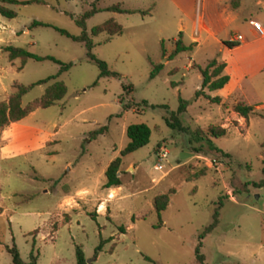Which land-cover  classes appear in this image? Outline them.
I'll list each match as a JSON object with an SVG mask.
<instances>
[{
    "label": "rangeland",
    "instance_id": "374dc122",
    "mask_svg": "<svg viewBox=\"0 0 264 264\" xmlns=\"http://www.w3.org/2000/svg\"><path fill=\"white\" fill-rule=\"evenodd\" d=\"M115 2L134 11L102 9ZM221 3L0 1L15 11L11 18L0 15V100L16 85L54 74L59 66L49 59H8L4 46L68 64L55 78L32 84L20 104L40 96L55 79L65 86L60 99L0 128V264H12L11 245L24 261L32 247L36 264H74L76 245L87 264H199L194 257L198 240L202 264H264V184L253 183L263 175L264 116L258 113L264 114V105L238 119L231 105L241 95L250 99L246 80L242 94L236 91L218 102L194 95L201 79L197 65L220 57L218 40L235 34L252 40L257 32L249 19L264 31V0H240L225 12ZM90 7L97 9L85 18L90 51L115 76L98 77L83 43L54 29L79 34L74 18ZM226 13L231 21L224 22ZM110 17L121 33L89 34L93 25ZM31 20L45 25L29 26ZM179 30L182 42L194 45L168 58ZM258 51L264 54V44L234 54L250 53L248 64L259 65L264 56L256 60ZM255 85L264 98V78L255 79ZM203 91L210 97L214 93ZM178 98L186 101L180 112ZM131 123L146 124L148 140L120 156V184L102 187L103 170L127 142L125 127ZM208 124L223 126L225 134L212 136ZM102 125V132L91 137ZM164 192L169 200L158 216L152 200ZM214 208L217 222L199 239ZM158 218L160 225H154Z\"/></svg>",
    "mask_w": 264,
    "mask_h": 264
},
{
    "label": "trees",
    "instance_id": "16d2710c",
    "mask_svg": "<svg viewBox=\"0 0 264 264\" xmlns=\"http://www.w3.org/2000/svg\"><path fill=\"white\" fill-rule=\"evenodd\" d=\"M0 1H5L8 3H26V2L43 3V0H0ZM236 1L237 0H232L231 2L232 4H235ZM102 9L109 11H117V12L134 11L133 9H126L121 7L118 2L107 5ZM96 10H97L96 8L90 7L89 9L83 11L78 17L74 18L75 23L79 27H81L79 34H71L67 32L65 29L60 27H54V29L61 34L68 36L72 40L80 41L83 43L86 50L85 51L86 56L92 61H94L98 67V73H97L98 77L107 76V75L115 76L116 72L108 69L105 62L99 58H96L90 51L92 43L88 33L85 31V18L90 16ZM0 15L7 18H11L15 16V11L5 5L0 4ZM39 24L45 25L39 20H31L29 26H34ZM101 31H105L108 35L119 34L121 33V26L119 23H117L115 20H113L110 17L98 24L93 25L90 28L89 34L94 35ZM180 36H181V30L177 32V38L174 41L173 48L169 52L168 58L172 57L174 54L178 53L179 51L191 49V47L194 45V41H191L187 44L183 43ZM221 42L227 47H231L237 44V42L228 39H223ZM4 50L6 51L8 59L19 57L21 62H24L26 58H33L36 60L49 59L53 62L58 63L59 66L54 74L48 75L44 78L37 79L36 81L28 85H24V84L16 85L15 89L8 94L6 100H0V128L7 125L9 122L19 120L20 118L25 116L28 112L33 110L35 107H46L54 103L56 100L60 99L65 93V86L61 80L55 79L51 83L45 86L40 96L34 98L33 100H30L24 105L20 104L21 95L25 93L32 84L44 83L48 79L55 78L61 71L67 69L68 67L67 63H63L53 56L37 55L20 46H14L8 44L4 46ZM160 65H161L160 63L156 64L153 67L152 71L158 69ZM223 66H224V62L218 61L215 57L209 58L203 67L197 65V69L200 73L201 79H200L199 87L194 91L195 96L202 94L203 96L209 98L211 101L214 102L219 101V96L214 95L210 97L207 93L203 91V89L206 90L216 89L221 87L227 81L228 78L227 74L222 72ZM178 101L179 102L176 111L180 112L184 110L186 101L182 98H178ZM231 109L240 116H242L244 119H246L249 115L258 113L256 112L257 110L251 104H248L242 100H236L235 102H233V104L231 105ZM258 115L264 116V114L261 113H258ZM104 128H105L104 125L96 128L95 130L90 132V136L92 137L96 133L102 132ZM207 130L209 134H211L212 136H219L225 134L224 127L218 124H208ZM125 134L127 136V142L119 150V154L114 158H112L107 163L106 167L103 170L104 181L102 182V187H114L120 184V179L118 175H116V171L118 169V165L120 161V156L128 152H131L136 148L145 144L148 140L149 128L144 123H131L126 125ZM262 160L264 162V152H263ZM203 173L204 172L201 171L198 173V175ZM262 173L263 175L260 178V180H258L257 182H253L256 186H260L264 184V165L262 167ZM168 200H169V195L167 192L154 195L152 204L158 216H159V211L166 206ZM211 216L212 218L210 223L205 225L201 230V232L198 234L199 239L204 235V233L208 232L211 228L215 226L217 222L216 208H214ZM160 223L161 220L158 218V221L154 225H160ZM102 241L103 240H100L98 244L94 247V252H93L94 256L96 255V252L100 250ZM33 242L34 241L32 240V245ZM200 244L201 242L200 240H198L196 245L194 246V257L199 264H202L203 255L199 251ZM7 251L10 254V259L12 264H36L37 252H33L32 247L28 253V259L26 261L20 258L17 249L14 245L7 247ZM145 258L150 260L147 256H145ZM74 264H87L85 262L83 252L79 245H76L74 249ZM152 264H158V263L152 261Z\"/></svg>",
    "mask_w": 264,
    "mask_h": 264
},
{
    "label": "crops",
    "instance_id": "0c3cea01",
    "mask_svg": "<svg viewBox=\"0 0 264 264\" xmlns=\"http://www.w3.org/2000/svg\"><path fill=\"white\" fill-rule=\"evenodd\" d=\"M222 1L221 9L223 12H225L229 7L236 8L240 4V0H237L235 4H232V0H218ZM190 4H192V0H189ZM198 13L195 15L194 23L197 22ZM201 18L203 19V15H201ZM233 19V16L226 13L224 16V22L231 21ZM251 19H249L250 21ZM205 32L207 34H212V31L206 27ZM233 35L232 37H229L228 40H232L234 42H237L236 45H233L231 47L225 46L221 41L223 39L218 40V42L221 45L220 49V57L216 58L219 61L224 62V66L222 69L223 73H226L228 78L227 81L219 88L207 90V91H213L214 93L211 94V97L214 95L219 96L221 100H224L228 98L231 94L238 91L242 94V83L244 80H246V86L247 89H249L250 92V99H246L245 97H242L244 95H241V98L237 100H242L248 104H251L255 109L261 108L264 105V98L260 96L259 91L257 89V86L255 85V79L263 80L264 77L260 76L261 71L264 70V63H261L259 65L254 64H248V59L251 57L250 53L245 54L241 57H237L234 54V51L239 50L241 48H246V46L256 43L257 48L259 46L264 44V31L262 33H257L255 37L252 38L250 41H244L241 39L235 40ZM258 49H256L257 51ZM264 56L263 53L260 54V51L257 52V55L255 56L256 60L261 59ZM252 60V59H251ZM199 87V85H197ZM235 113V111H233ZM238 119H243L242 116L237 114ZM109 189H112V187H108Z\"/></svg>",
    "mask_w": 264,
    "mask_h": 264
},
{
    "label": "built area",
    "instance_id": "2783aa9c",
    "mask_svg": "<svg viewBox=\"0 0 264 264\" xmlns=\"http://www.w3.org/2000/svg\"><path fill=\"white\" fill-rule=\"evenodd\" d=\"M250 23H251L252 27L254 28V30L257 33H262L263 32L262 27L259 25V23L257 21L250 20ZM257 25H259V27H257ZM234 39L235 40H239V39H241V36L239 34H235ZM165 154H166V151L165 150H161L160 153H159L160 157H164Z\"/></svg>",
    "mask_w": 264,
    "mask_h": 264
},
{
    "label": "water",
    "instance_id": "95a60500",
    "mask_svg": "<svg viewBox=\"0 0 264 264\" xmlns=\"http://www.w3.org/2000/svg\"><path fill=\"white\" fill-rule=\"evenodd\" d=\"M184 156V154H181L180 153V155H179V157H183ZM118 174V172L116 171V175ZM85 262L87 263L88 262V260H85Z\"/></svg>",
    "mask_w": 264,
    "mask_h": 264
},
{
    "label": "snow or ice",
    "instance_id": "6c2138e0",
    "mask_svg": "<svg viewBox=\"0 0 264 264\" xmlns=\"http://www.w3.org/2000/svg\"><path fill=\"white\" fill-rule=\"evenodd\" d=\"M257 27H259V25H257Z\"/></svg>",
    "mask_w": 264,
    "mask_h": 264
}]
</instances>
